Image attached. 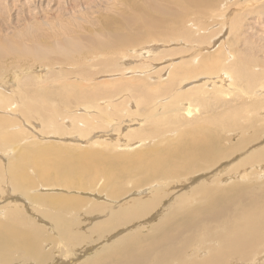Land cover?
Returning <instances> with one entry per match:
<instances>
[{
  "label": "bare ground",
  "instance_id": "1",
  "mask_svg": "<svg viewBox=\"0 0 264 264\" xmlns=\"http://www.w3.org/2000/svg\"><path fill=\"white\" fill-rule=\"evenodd\" d=\"M37 1L39 3L36 0H0V58L17 56L24 61L23 64L37 60L44 67L51 65L59 69L58 79L50 72L51 68L46 70L49 73L47 81L52 82V86L39 84L37 79L36 82L34 79L38 76L33 80L26 76L24 83L27 82L29 88L18 91V95L23 96V101L20 99L23 106L35 109L41 121L53 122L59 135L64 133L61 130L65 127L59 129L62 124L57 125L58 119L54 116L59 109L47 102V96L56 97L65 111L72 103L76 107L81 104L82 108L77 110H82V113L79 112L82 115H74L70 120L72 124L75 122L72 125L73 129L77 128L74 129L78 131L75 134L82 137L95 127H103L104 122L113 121L115 118H109L107 112L112 115L115 112L124 123L138 122V129L128 128V125L124 127L127 140L138 139L145 143L150 139L154 145L129 154L117 153L118 148L115 151L116 148L107 144L105 152L104 148L99 150L87 146L72 149L69 142L70 150H67L60 147V141L53 143L60 145L59 149L52 143L38 145L36 142L31 145L15 142L18 138L12 140L15 146L12 145L10 149L14 154L6 158L7 161L0 160V168L5 170L0 173L2 181H5L0 185V198L2 202H10L2 211L0 220V264H14L10 263L14 256L24 263L33 260L31 264H43L53 255L52 246L48 251H44L43 247L53 244L54 249L59 248L63 260L56 263L54 257L46 264H245V261L248 264H264V174H256L264 171V144L256 141L264 133V54L259 57L257 52L264 46V16H261L262 12L256 14V10H264V0L261 3L259 0H235L233 3L230 0ZM221 1L227 3L223 11L218 10ZM103 2L109 4L105 3L103 7ZM255 2L259 6H253ZM235 5L238 7L235 15L229 14L226 9L231 6L235 8ZM49 13L56 15L51 17ZM252 14L259 20L245 23L244 16L247 18ZM210 15L213 22L221 19L219 25L224 24L229 31L220 26L222 31L218 26V29L212 30L215 22L209 25L206 21ZM20 18H25V21L19 23ZM55 21L57 23L53 24ZM41 22L50 26L41 29ZM254 23H257V28ZM215 35L218 36L217 40L213 39ZM26 36H35L34 42L28 44ZM158 40L171 43L184 41L188 45L196 43L200 46L211 41L214 42L212 49H217L208 55L194 51L190 59L162 65L166 73L159 76L166 80L164 84H152L141 77H123L128 68L134 72L139 69L133 62L128 65L131 61L125 58L126 47L145 43L143 50ZM255 45H259L258 50ZM182 46L179 45L173 53L191 54L189 47ZM196 47L193 49H200ZM162 53L156 49L154 59L159 60ZM228 57L230 59L226 61ZM19 64L23 65L21 62ZM96 64L111 67L96 72ZM122 65L126 66L127 71ZM146 70L140 72L144 71L149 76L151 71ZM105 72H109V75ZM97 74L108 78L96 81ZM83 79L94 80V84H80ZM54 81L61 84L55 86ZM189 81L193 83L184 86ZM12 86H15V81ZM3 98H0V103L4 102ZM6 98L4 100H8ZM128 101H134L136 108L131 103L133 110L127 109L125 103ZM17 106L13 102L6 108L11 110ZM22 113L27 121V112L22 110ZM135 113L142 118L141 121L139 117L132 118ZM13 119L10 121L15 123L19 118ZM227 129L237 132L234 133L236 139L233 142L224 135ZM19 131L18 134L23 136L24 132ZM170 132L175 135L168 138L166 144H159L157 139ZM12 135L8 132L2 135L7 139L0 141V149L9 147L5 144L13 138ZM93 144L99 146L102 143ZM235 154L240 156L228 159ZM29 165L33 166L38 177L29 174ZM218 165L220 170L214 168L213 171V167ZM208 170L211 172L200 173ZM235 177L242 180H235ZM100 178L98 188L104 189L107 195H102L104 203L101 199L102 203L85 201L88 196L97 199L96 194L86 193V199L67 193L54 195L49 194L46 187L56 183L54 189L62 184L69 192L70 189H79L80 192L85 185H96ZM219 179L224 184L220 185ZM130 180L133 186H146L152 182L154 185L149 192L146 188L129 192L127 184ZM17 190L25 193L22 198L14 196ZM174 191L178 193L176 197L171 195ZM142 194L148 197H131ZM121 195L125 196L123 204L116 205L113 200ZM166 198L168 200L165 201ZM163 200L167 208L163 213L151 216L150 220L156 221L147 233L141 231L144 225L128 233L116 230L145 217ZM23 206H27V215L22 214ZM104 209L108 211L107 217L103 218L100 214L99 218L96 213L92 215V212ZM80 211L92 215H88L89 221H94L88 235L73 228L80 224V219L75 217L82 213ZM36 213L53 223L47 221L50 223H46L47 226L54 225L55 231L58 229V246L51 233L45 236L40 226L44 224V219ZM114 230L117 232L112 233ZM109 232L113 235L105 236ZM61 237L67 243L62 242ZM101 238L106 239L101 242L100 248L90 244L91 247L84 249L83 243L96 244ZM80 244L84 250L82 255L70 252V256L68 252L71 248Z\"/></svg>",
  "mask_w": 264,
  "mask_h": 264
},
{
  "label": "rangeland",
  "instance_id": "2",
  "mask_svg": "<svg viewBox=\"0 0 264 264\" xmlns=\"http://www.w3.org/2000/svg\"><path fill=\"white\" fill-rule=\"evenodd\" d=\"M160 1V0H159ZM235 1V0H230V3H233V2ZM263 1V0H262ZM261 0H259L258 2H262ZM108 2V1H107ZM161 2V1H160ZM226 1H221V3H220V8L218 9L219 11H223V10H225L224 8L227 6V3H225ZM258 2H255V3H252V5L253 6H255V7H257V6H259L258 5ZM36 3H39L37 0H36ZM106 2H103L102 4H103V7L104 6H106V4H109V3H106ZM111 3V2H110ZM225 3V4H224ZM44 4V3H43ZM255 4V5H254ZM223 5V6H222ZM59 8H61V4H60V6H59ZM236 8H238L237 7V5H235V8H234V6H231V8H229V9H226V11L230 14V13H232L231 15H235V13H236V11L235 10H237ZM222 9V10H221ZM102 11L104 10L103 8L101 9ZM235 12H234V11ZM105 11V10H104ZM219 11H217V13H219ZM230 11V12H229ZM211 12H213V10H211ZM259 12H262L261 14V16L263 17L264 16V10H256V14L258 13V14H260ZM234 13V14H233ZM50 14V16L51 17H53L54 15H56V13L54 14V13H49ZM41 15H42V13H41ZM256 17L257 16H253V14H252V16H247V18H246V16H244V22L245 23H248V22H251V20H259V17L256 19ZM213 19V17H212V15H210L209 16V18L207 17L206 18V21H207V23H209V25L212 23H214L215 22V24H211L212 26V30H215L216 28H217V26H218V28L219 29H224V30H227V31H229L228 29H226V27H225V25L223 24L222 26L221 25H219V24H221L220 22H221V19H219V20H217V22L216 21H211L212 19ZM246 18V19H245ZM52 20H55V19H52ZM51 20V21H52ZM210 20V21H209ZM25 21V18H20V22L19 23H22V22H24ZM55 23H57V21H55L53 24H55ZM84 23H86V22H84ZM217 23V24H216ZM257 23H254V26H255V28H257L258 26L256 25ZM215 25H216V27H215ZM40 26H41V29H47V27L48 26H50V24L49 23H46V22H41L40 23ZM221 28H220V27ZM73 28H74V26H73ZM217 28V29H218ZM222 29H221V31H222ZM50 30V29H49ZM217 31V30H216ZM264 34V33H263ZM182 38V37H181ZM210 39V38H209ZM213 39L214 40H217L218 39V36L217 35H215V37H213ZM34 40H35V36H33V37H28V36H26V41H27V43L28 44H32L33 42H34ZM211 40V39H210ZM212 41V40H211ZM211 41H210V43H204V44H207V45H204V44H201V46H200V44H196V43H192V44H186L184 41H179L178 43L177 42H175V43H171V42H160L159 40L158 41H156V42H153V45H151V46H146V48L145 49H143V50H146L147 52L146 53H144V52H142L143 50H142V48H144L145 47V43L144 44H139L140 46H134V47H132V48H129V47H126V49L128 50H126L127 52H125V54H126V56L127 57H125L127 60H129V61H131L128 65H130V64H133V65H135V64H137L138 66H139V69L136 71V72H134V71H132V70H130L129 68H128V72L127 73H124L123 75V77H141V78H146L147 79V81L149 82V83H152V84H164L165 82H166V80H163V79H161V77L159 76V74L160 75H164V73H166L165 71H163L164 69H163V67H162V65H164V64H167V63H169V62H176V61H179V60H187V59H190L189 57L191 56H193V54L192 53H194V51H197V52H199V53H201V54H203V55H208V53L209 54H212V53H214V51L217 49H215V50H213L214 49V42L213 43H211ZM158 42V43H157ZM183 42V43H182ZM218 41H216V43H217ZM166 43H167V46H166ZM257 43H258V41H257ZM148 44H150V43H148ZM157 44V45H156ZM163 44H165V45H163ZM186 44V45H185ZM261 45H263V42H261L260 43ZM163 45V46H162ZM179 45H183L182 47H189L190 49H191V54H189L188 52H187V54H175V53H173V50L174 49H176L177 47H179ZM185 45V46H184ZM203 45V46H202ZM196 46H199L200 47V49H193V47L194 48H197ZM156 47H158V48H156ZM163 47H165V48H163ZM205 47V48H204ZM134 48V49H133ZM210 48V49H209ZM213 48V49H212ZM152 49H154V50H152ZM156 49L158 50V51H163V53L161 54V56L159 57V60L158 59H154V57H156L155 56V51H156ZM167 49L169 50V51H167ZM255 49L256 50H258L259 49V45H255ZM199 50V51H198ZM206 50H209V52L208 51H206ZM213 50V51H212ZM204 51V52H203ZM211 51V52H210ZM131 52V53H130ZM206 52V53H205ZM258 52V56L259 57H261L263 54H264V46H262V48L260 49V51H257ZM128 53L130 54V55H128ZM200 54V55H201ZM76 55V54H75ZM185 55V56H184ZM189 55V56H188ZM224 55V54H223ZM131 56V57H130ZM225 57V56H224ZM231 57V56H230ZM230 57H228L227 59H226V61L227 60H229L230 59ZM8 61H7V60ZM3 60V61H2ZM5 60V61H4ZM10 60V61H9ZM12 60V61H11ZM18 60V61H17ZM134 60V61H133ZM154 60V61H153ZM13 61H14V63H13ZM147 63H146V62ZM148 61H150V62H152V63H149ZM19 62H21L22 64H23V60H20V59H18V57L16 56V57H9V58H0V92L1 93H3V94H0V98H3V101L4 102H2V103H0V128L2 129V132L0 131V141L1 142H3V140H5V139H7V138H2V135L5 133V135H6V133L8 132L9 133V135H12L13 136V138H12V136L11 137H9V138H12V139H10V140H8V141H6V146H7V144L9 145V147H7V149L5 148V149H0V160L1 159H4V160H6V158L8 159V158H10L14 153L11 151V149H10V147L13 145V143H14V141L17 139V141H15V142H20V144L21 143H28V144H36V142L38 143V145H40V144H48V143H52V145L54 146V147H57V148H59L60 149V147L62 148V149H64V148H66L67 150H70V147L72 148V149H77L76 147H80V148H83L84 146H87L88 148H94V149H97V148H99V150L100 149H103L104 148V150L103 151H105V152H107L106 151V148L105 147H107V145L109 146V147H113V148H116V150L115 151H117L118 149V151H121V152H118L117 151V153H133V152H136V151H139V150H141V149H144V148H146V147H150V146H152V145H154V142H151L150 141V139H148L145 143H141V141L140 140H138V139H128L127 140V138L125 137V133H126V129L124 128V127H127V125H128V128H137L139 125H138V122L136 121V122H134V121H132V122H128V123H124V121L122 120V118H120V116L119 115H117L115 112H114V115H112V114H109V112H107L108 114H107V116L109 117V118H111L112 120H113V118H115L113 121H111V122H109V123H106V122H104L103 124V127L101 126V128H99V127H95V128H93V129H91V130H89V132H88V134L86 133L83 137H85V138H83L82 136H78L77 134H75V133H77L78 131L77 130H74V129H77V128H74L73 129V127L74 126H72V125H74L75 124V122L72 124V120H73V117H74V115L76 116V115H80L81 113H82V110H77V108H82L81 107V104H79V107H76L75 106V104L74 103H72L71 105H70V107H69V111L68 112H70L71 111V113H73V114H71V113H68L67 111H65V109H63L64 107L61 105V104H59L58 102H57V99H55L56 97H50V96H47V99H49V101H47V102H49L50 104H51V106L53 105V107H55V108H57V109H59V110H57V114H55L54 116H55V118H56V120L58 121V122H56L57 123V125H61V126H59V129L61 130V128L62 127H65V128H62L63 130H61V131H63L64 133H60L59 135H58V132H57V129H56V125H53V122H50V123H48V122H43V121H41V117H40V115L39 114H37V112H36V110L34 109V110H32V108H25V106H23V102L21 103V100H22V97L23 96H21V95H18L19 93H18V91H20V89L21 88H23V89H26V88H29V86H27V82H25L24 83V80H25V78H26V76L28 75V77H30V79H34L36 76H38L39 77V79H38V77H36L34 80H38L39 81V84H43L44 86H52V82H49V81H47L48 80V69H50L51 71L50 72H52L53 74H55V78L56 79H58L59 77L57 76V73H59V69L58 68H56L55 66H52L51 67V65L49 66V68L47 67L48 65H46L45 67H44V65L43 64H41V63H38L37 62V60H34V61H29L28 63H26V64H23V65H20L19 64ZM133 62V63H132ZM137 62H140V63H137ZM157 62V63H156ZM10 63H11V65H10ZM32 63H34V64H32ZM144 63V64H143ZM29 64H31V66H29ZM120 64V63H119ZM141 66H140V65ZM147 64V65H146ZM34 67H33V66ZM146 65V66H145ZM148 65H150L149 66V68H148ZM153 65V66H152ZM5 66H7V67H5ZM15 66V67H14ZM125 65H122V67H124ZM159 66H161V67H159ZM25 67H26V69H25ZM44 69H43V68ZM55 67V68H54ZM109 67H111V65H109V66H106V65H104V64H99V65H95L94 66V71H96V72H100V71H104L105 69H107V68H109ZM126 67V66H125ZM123 68L124 69V71H127V70H125V69H127V68ZM141 67H143V68H141ZM145 67H147V68H145ZM151 67V68H150ZM153 67V68H152ZM157 67V68H156ZM5 68V69H4ZM7 68V69H6ZM12 68V69H11ZM158 68H160L159 70H158ZM16 69H17V71H16ZM34 69V70H33ZM56 69V70H55ZM146 69H148L149 70V76H148V74H145L144 73V71H142V72H140L141 70H146ZM151 69V70H150ZM154 69H155V71H154ZM157 69V70H156ZM6 70H8V73H5V72H7ZM10 70V71H9ZM46 70H48L47 71V73H46ZM148 70H146V71H148ZM15 71H16V73H15ZM162 71V72H161ZM10 72V73H9ZM18 72V73H17ZM40 72H42V73H40ZM90 72H93V71H90ZM152 72H153V74H152ZM155 72H158V73H155ZM20 73V74H19ZM26 73V74H25ZM40 73V74H39ZM45 73V74H44ZM105 73H107L108 75H109V72H105ZM104 73V74H105ZM6 74H8V75H6ZM14 74H17V76L16 75H13ZM21 74H22V76H21ZM34 74H35V76H34ZM47 74V75H46ZM132 74H133V76H132ZM136 74V75H135ZM40 75V76H39ZM99 75H101V74H97L95 77H98V78H96V81H100V79L101 78H108V76H103V75H101V76H99ZM118 75V74H117ZM141 75H144V76H141ZM153 75V76H152ZM155 75V76H154ZM34 76V77H33ZM2 77V78H1ZM15 79H14V78ZM24 77V78H23ZM41 77V78H40ZM159 77V78H158ZM8 78V79H7ZM158 80H157V79ZM153 79V80H152ZM156 79V82L154 81ZM201 79H203L204 80V78H201ZM2 80H4V81H2ZM5 80H7V81H5ZM12 80H13V82H12ZM37 80H36V82H37ZM14 81H15V86L16 85H18V86H12V85H14ZM46 81H47V83H46ZM69 82H70V80H68ZM81 82H79V80H78V82L80 83V84H83V85H86V86H89V83H92V84H94V80H91V82H90V80L88 81V80H85V79H83V80H80ZM20 82V83H19ZM85 82V83H84ZM101 82H103V81H101ZM9 83V84H8ZM13 83V84H12ZM18 83V84H17ZM50 83V84H49ZM59 83V82H58ZM55 83V81H54V85L55 86H58V85H60L61 83ZM87 83H88V85H87ZM190 83H193V82H186L185 84H184V86H188ZM23 84V85H22ZM2 85V86H1ZM24 85H26V86H24ZM43 85L41 86V87H43ZM91 85V84H90ZM21 86V87H20ZM22 86H24V87H22ZM37 86H38V83H37ZM18 87V88H17ZM4 89V90H3ZM13 90V91H12ZM38 91H40V90H38ZM14 93V94H12V93ZM11 94V95H10ZM5 95V96H4ZM14 95V96H13ZM18 95V96H17ZM11 96V97H10ZM20 96V97H19ZM7 97V98H6ZM17 97V98H16ZM116 97V96H115ZM8 99V100H4V99ZM39 100H41L39 97H37ZM21 99V100H20ZM16 100V101H15ZM51 100V101H50ZM16 102V104H18V106H17V108L16 109H11V110H9L8 108H6L7 106H9L11 103H13V102ZM23 101V100H22ZM21 104H20V103ZM129 103H125V106H127V109H132L130 106H131V103H132V105H133V107H135V104H134V101H128ZM10 103V104H9ZM7 104V105H6ZM50 104H47V106H50ZM129 107V108H128ZM73 108V109H72ZM136 108V107H135ZM20 109H21V113H22V110H24V113L25 112H27L26 113V115H25V117H26V120L27 121H25V118H24V114L22 113H20ZM16 110V111H15ZM73 110V111H72ZM108 110V109H107ZM133 110V109H132ZM9 111V112H8ZM13 111V112H12ZM75 111L78 113V114H76L75 113ZM17 112V113H16ZM62 114H61V113ZM79 112H81V113H79ZM264 112V108H262V113ZM11 113H15V115L13 116ZM32 114L31 116L30 115H28V114ZM70 114V115H69ZM19 115V116H18ZM23 117H22V116ZM37 115V116H36ZM64 117H63V116ZM73 115V116H72ZM82 115V114H81ZM29 116V117H28ZM67 118H66V117ZM72 116V117H71ZM118 117V118H116V117ZM134 116V117H133ZM3 117V118H2ZM6 117V118H5ZM13 117H16V118H19V119H16L15 120V123H14V121L12 122V121H10V120H14L13 119ZM28 117V118H27ZM32 118V120H31V118ZM34 117L36 118V120H37V122H36V120H34ZM61 117V118H60ZM65 118V119H63V118ZM135 117H139V115L137 114V113H135L134 115H132V118H135ZM260 117H262V115L261 116H258V118H260ZM40 118V119H39ZM258 118H257V120H256V122L258 121ZM4 119V120H3ZM7 119V120H6ZM30 119V120H29ZM39 119V120H38ZM70 119H72V120H70ZM123 119H125V118H123ZM139 119H140V121H141V117H139ZM6 120V122H4ZM105 120V119H104ZM120 120V121H119ZM9 121H10V123H9ZM20 121V122H19ZM23 121V122H22ZM31 123H30V122ZM40 121V122H39ZM62 121V122H61ZM29 122V123H28ZM79 122V121H78ZM78 122H76V123H78ZM121 122V123H120ZM7 123V124H6ZM12 123V124H11ZM25 123H26V125H25ZM29 125H28V124ZM44 123V124H43ZM106 123V124H105ZM115 123V124H114ZM3 124V125H2ZM21 124H23V125H21ZM34 126H33V125ZM36 124V125H35ZM49 124V126H47ZM51 124V125H50ZM13 127H12V126ZM21 125V126H20ZM31 125H32V127H31ZM3 126V127H2ZM20 128H19V127ZM22 126H24V128L22 127ZM51 126V127H50ZM55 127V129H54V127ZM111 126H112V128H111ZM123 126V127H122ZM11 127V128H10ZM38 127H40V128H38ZM42 127V128H41ZM47 127V128H46ZM53 127V128H52ZM72 127V128H71ZM9 128H10V130H9ZM15 128H17V129H15ZM19 128V129H18ZM35 128V129H34ZM104 128H106V129H109L108 131L107 130H105ZM139 128V127H138ZM137 128V129H138ZM0 129V130H1ZM13 129V130H12ZM31 129V130H30ZM37 129V130H36ZM119 129V130H118ZM229 129V128H228ZM225 130L226 132H224V135L226 136L227 135V139L229 140V141H231V142H233L235 139H236V136H235V134L237 133V132H233V130L231 131H229V130ZM9 130V131H8ZM15 130V131H14ZM20 130V131H19ZM39 130V131H38ZM59 130V131H60ZM68 130H69V133H71V136H69L70 134L69 133H67L68 132ZM71 130H72V132H74V133H72L71 132ZM94 130V131H93ZM116 130H117V132H116ZM4 131H6V132H4ZM18 131L19 132H24V135L26 136H20L19 134H18ZM52 131V133H50ZM104 132V133H102V132ZM38 132H40L39 134H38ZM101 132V133H100ZM107 132V133H106ZM113 132V133H112ZM114 132H116V133H114ZM229 132H231V133H229ZM31 133H33V135H31ZM49 133H50V135H49ZM56 133V134H55ZM235 133V134H234ZM15 134V135H14ZM29 134H30V136H29ZM69 134V135H68ZM72 134H73V136H72ZM120 134V135H119ZM47 135H49V136H47ZM55 135V136H54ZM58 135V136H57ZM63 135V136H62ZM91 135V136H90ZM103 135V136H102ZM175 134L173 133V132H170V133H167V134H165L164 136H161L159 139H157V138H154V139H157L158 141H159V144H161V145H163V144H166V142L168 141V138H171V137H173ZM17 136V137H16ZM86 136H88V138L86 137ZM93 136H94V138H93ZM109 136V137H108ZM229 136H230V138H229ZM21 137V138H20ZM25 137V138H24ZM30 137V138H29ZM32 137V138H31ZM80 137V138H79ZM97 137V138H96ZM99 137V138H98ZM234 137V138H233ZM27 138V139H26ZM28 138H29V140H28ZM53 138V139H52ZM91 138H93L94 139V141H92L91 140ZM100 138H102V139H100ZM259 139H257L256 141H257V143L258 142H260L261 141V144H264L263 142H264V133L262 134V135H260V137H258ZM15 139V140H14ZM21 139H23V140H21ZM32 139V140H31ZM56 141H55V140ZM80 139H81V141H80ZM83 139V140H82ZM85 139V140H84ZM96 139H98V140H96ZM111 139V140H110ZM118 139V140H117ZM12 140H14V141H12ZM40 140V141H39ZM55 142H54V141ZM63 140V141H62ZM90 140V141H89ZM105 140L106 142H103V141ZM262 140H263V142H262ZM12 141V142H11ZM60 141V147L58 146V145H55V144H53V143H57L58 144V142ZM64 141L66 142V144L64 143ZM84 141V142H83ZM92 141V142H91ZM101 142L102 144L101 145H96V144H93V143H98V142ZM112 141V142H111ZM256 141H254L253 143H255ZM9 142L11 143V144H9ZM68 142L72 145H70V147H69V145H68ZM73 142H74V144H73ZM91 142V143H90ZM118 144H117V143ZM78 143V145L77 146H75L76 144ZM80 143V144H79ZM129 143V144H128ZM252 143V144H253ZM2 144V143H1ZM0 144V146H2ZM107 144V145H106ZM252 144H250V145H252ZM63 145H65L64 147H63ZM73 145H74V147H73ZM80 145H82V146H80ZM89 145V146H88ZM94 145V146H93ZM117 145V147H115ZM13 146H15V145H13ZM67 146V147H66ZM87 147H84V148H87ZM92 148V149H93ZM118 148V149H117ZM141 148V149H140ZM7 151H9L8 153H6ZM5 153V154H4ZM5 155V157H3L2 155ZM8 154V155H7ZM11 154V155H10ZM7 155V156H6ZM237 155V156H236ZM10 156V157H9ZM238 156H240L239 154H235V155H233V157L231 156V157H229L228 159H235L236 157H238ZM227 159V160H228ZM7 161V160H6ZM3 167V166H2ZM219 169L220 170V165H218V166H214L213 167V171L215 170V169ZM33 166H31V165H29V169H28V172H31V173H29V174H33V176L34 175H36L35 174V172L33 171ZM210 170H208V171H205V172H200V173H210L209 172ZM1 172H5V170L2 168H0V173ZM217 171H215V173H216ZM200 173H198V174H200ZM242 174H244V172H241ZM233 174V173H232ZM256 174L257 175H263L264 174V171H262V172H256ZM37 176V175H36ZM38 177V176H37ZM220 178L222 177V176H219ZM234 179V178H233ZM235 180H242L240 177H235ZM219 181H220V179H219ZM100 182H101V178L99 179V182L98 183H96V185H97V188L99 187V184H100ZM4 184L5 183V181H2V178L0 177V185H2V184ZM52 183V182H51ZM55 182L53 181V183L52 184H54ZM220 183V185H222L221 183H223L224 184V182H223V180L221 179V181L219 182ZM56 184V183H55ZM55 184L54 185H46V187L48 188V190H49V194H54L55 195V193H56V195L59 193L60 195H61V193H62V195H67V194H70V195H77V196H80V197H84L85 199L87 198L86 196H88V195H86V193L88 194H96L97 195V199L96 198H94V197H90V196H88V198L85 200V201H90V202H93L94 200V202H98V203H102L101 201H103V203H104V200H103V198H102V195L103 196H107L106 195V192H105V190L104 189H97L96 188V185H90L89 187H87V185H85V188L84 189H81L80 190V192H79V189L77 190V189H75V190H73V189H70V192H69V189H66L65 187H63V185L61 184H58V185H56V187L57 188H53V187H55ZM149 185H147L146 184V186L145 185H143V186H133L132 185V183H131V180H130V182L128 181V186H127V189H128V191L129 192H133V191H137V190H139V189H147L148 190V192H149V190L150 189H152V187H153V182L152 183H148ZM41 186L43 185V184H40ZM131 185H132V187H131ZM44 187H45V185H43ZM50 188H49V187ZM62 186V187H61ZM145 186V187H144ZM136 187V188H135ZM65 188V189H64ZM87 188V189H86ZM133 188V189H132ZM170 188V187H169ZM57 189V190H56ZM95 189H97L96 191H95ZM68 190V191H67ZM71 190H73V191H71ZM87 190V191H86ZM91 191V190H93V191H95V193L94 192H89V191ZM103 190V191H102ZM18 191V190H17ZM15 192L14 194V196H19V197H23L24 196V192H22V191H18V192ZM53 191H54V193H53ZM151 191V190H150ZM19 192H20V194H19ZM72 192V193H71ZM78 192V193H77ZM98 192H102V194L101 193H99L98 194ZM129 192H127V194H130ZM63 193H65V194H63ZM67 193V194H66ZM147 194V193H146ZM177 194L178 193H176L175 191H174V193H171V195H173L174 197H176L177 196ZM23 195V196H22ZM148 195H149V193H148ZM171 195H169L170 197H171ZM27 196V195H26ZM140 196H144V197H148V196H146V195H144V194H142V195H134V196H131V197H140ZM125 196L123 195V197H122V195L119 197V199L117 200V199H112L113 200V202H116L115 204L116 205H121V204H123V198H124ZM130 197V198H131ZM170 197H168V199H170L171 200V198ZM90 198V199H89ZM121 198V199H120ZM100 199H101V201H100ZM106 199V198H105ZM167 198L166 199H164L165 201L166 200H168ZM121 200V201H120ZM163 200V201H164ZM3 200L0 198V206H2V207H0V220L2 219V216H3V213H2V211L6 208V206L8 205V204H10V202H8V200H5L6 202H2ZM162 201V203H160L157 207H155L154 209L156 210H154L153 209V211L151 212H149L145 217H142L141 219H142V221H141V219L140 220H138L137 219V221L136 220H134V221H132L131 223H129V225L127 224V225H125L124 226V228H123V226H122V228H116V230L117 231H119V229H120V231H123L124 230V232L123 233H128V232H131V231H134L136 228H142V225H144L143 227L144 228H142V232L143 233H147V231H149V227L153 224V223H155V219H152V220H150L152 217V215L154 216L156 213H163L164 211V209L165 208H167V205H166V203H165V201L163 202ZM7 203V204H6ZM107 204H110V203H107ZM160 206V207H159ZM25 208V209H24ZM26 208H27V206H23V213L22 214H26L27 212H28V209L26 210ZM106 208V207H105ZM33 209V208H32ZM107 210H108V208H106ZM107 210H103V211H96V212H92V215L93 214H95V215H97V216H99L100 214H101V216L103 217V218H105V217H107V213H108V211ZM27 211V212H26ZM158 211V212H157ZM163 211V212H162ZM80 212H82L81 214L79 213L77 216H75V217H78V219H80L79 221H80V224H76L75 226H73V228H78V230L79 231H83V233H87L86 235H88L89 234V231L90 230H88V229H90V227L92 226V223L94 222H91V221H89L90 219L88 218V217H90V216H88V215H91V214H88V213H85L84 211H80ZM99 214H98V213ZM101 212V213H100ZM154 213V214H153ZM37 214V213H36ZM27 215V214H26ZM37 215H39V216H41V218L42 219H44L43 220V222H44V224H40V226L42 227V229L44 230V233H45V236L46 235H48V234H52L53 235V237L54 238H52L53 239V241L55 242V244H56V246H58L59 244H58V242H57V240H59V238L57 237V235L59 234V233H57V231H58V229L55 231V226L54 225H48L47 226V224H50V223H48V222H51L50 220H46V218L45 217H43L42 215H40V213L39 214H37ZM82 215V216H81ZM91 215V216H92ZM94 215V216H95ZM101 216H99V218H101ZM87 217V218H86ZM149 217V218H148ZM86 218V219H85ZM98 219V218H97ZM148 221H147V220ZM46 221V222H45ZM48 221V222H47ZM146 223H145V222ZM135 222V223H134ZM140 222V223H139ZM47 223V224H46ZM134 223V224H133ZM144 223V224H143ZM149 223V224H148ZM46 224V225H45ZM51 224H53L52 222H51ZM43 225H45V227H43ZM134 225V226H133ZM136 225V226H135ZM141 225V226H140ZM54 226V227H53ZM129 226V227H128ZM51 227V228H50ZM82 227V228H81ZM47 228H48V230H47ZM51 229V230H50ZM54 231H53V230ZM84 229H85V231H84ZM116 231V232H117ZM49 232V233H48ZM59 232V231H58ZM115 232V230L114 231H112V233H116ZM48 233V234H47ZM111 232H109L108 234L106 233L105 234V236H107V235H109V236H111V235H113ZM123 233H121V234H123ZM56 235V236H55ZM104 236V237H105ZM108 236V237H109ZM103 237V238H104ZM57 238V239H56ZM103 238H101L99 241L100 242H98V243H96V244H92V243H83L82 245H83V247H84V249H85V247L87 246V247H89L90 246V244H91V246L93 245V246H95V247H97V248H100V246L103 244V243H101L102 241H104L103 240ZM108 240V239H107ZM61 241H62V237H61ZM108 241H110V240H108ZM62 242H64V243H67L65 240H63ZM101 243V244H100ZM105 243V242H104ZM88 244V245H87ZM82 245L80 244L79 246L77 245V246H75V247H72L71 248V250L68 252L69 254H70V256H71V254L73 253L74 255H77V254H80V255H82V253L84 252V250L81 248L82 247ZM52 246V247H51ZM90 246V247H91ZM50 247L51 248H53V255H52V257L51 258H54V257H56V259H57V261H56V263H61V260H63L62 258V256L60 255V250H59V248H57L56 247V249H54V247H55V245L53 244V245H49V246H45V247H43V250L44 251H48L49 249H50ZM86 247V248H87ZM79 249V250H78ZM78 251V252H77ZM70 252H72V253H70ZM59 253V254H58ZM68 254V255H69ZM69 256V257H70ZM49 259V260H47L46 262H44L43 264H46L47 262H50L52 259ZM20 260H22V259H17L15 256H14V259H13V262L11 261L10 263H14V264H16L15 262H17V263H19V262H21V263H23V264H31V261H33V260H29V261H25V263L24 262H22V261H20ZM247 262V263H246ZM32 264H34V263H32ZM245 264H248V261H245ZM250 264H252V263H250Z\"/></svg>",
  "mask_w": 264,
  "mask_h": 264
}]
</instances>
